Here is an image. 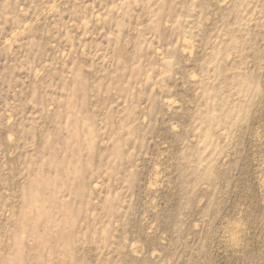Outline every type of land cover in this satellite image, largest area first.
Listing matches in <instances>:
<instances>
[{
    "label": "rangeland",
    "instance_id": "1",
    "mask_svg": "<svg viewBox=\"0 0 264 264\" xmlns=\"http://www.w3.org/2000/svg\"><path fill=\"white\" fill-rule=\"evenodd\" d=\"M0 264H264V0H0Z\"/></svg>",
    "mask_w": 264,
    "mask_h": 264
}]
</instances>
